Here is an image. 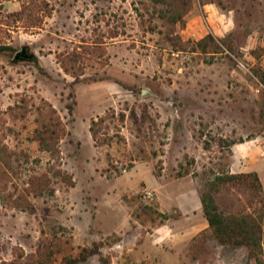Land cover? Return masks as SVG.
<instances>
[{
	"label": "rangeland",
	"instance_id": "374dc122",
	"mask_svg": "<svg viewBox=\"0 0 264 264\" xmlns=\"http://www.w3.org/2000/svg\"><path fill=\"white\" fill-rule=\"evenodd\" d=\"M21 1L0 0L11 47L0 52V263L48 241L54 264L82 249L79 264H245L243 247L209 240L205 263L188 247L207 228L200 196L214 174L256 172L264 198V86L253 74L264 72V0H45L53 11L40 27L6 28ZM207 34L223 53H200ZM23 47L34 61L14 59ZM73 50L67 74L57 56ZM44 103L65 128L53 158L33 141ZM109 109L94 141L91 121ZM34 175L46 184L29 196L34 211L13 208ZM245 197L224 201L234 211Z\"/></svg>",
	"mask_w": 264,
	"mask_h": 264
},
{
	"label": "trees",
	"instance_id": "16d2710c",
	"mask_svg": "<svg viewBox=\"0 0 264 264\" xmlns=\"http://www.w3.org/2000/svg\"><path fill=\"white\" fill-rule=\"evenodd\" d=\"M52 11L53 9L45 0H22L18 11L6 15L5 27L10 28L16 25L15 28L25 30L40 27L43 18L51 16ZM180 17L181 14H177L174 20L180 19ZM116 36L117 32H112L110 35L111 38ZM222 42L213 35L207 34L196 42V46L200 48L202 55L213 56L224 52ZM2 43L3 39L0 37V45ZM84 49L85 52L90 51L89 47ZM77 54L76 50H73L57 56V61L67 74L71 71L67 65L74 64L78 60ZM99 54L102 55V53ZM94 55L97 54L94 53ZM253 74L264 86L262 69H254ZM35 116L36 127L33 131V141L37 143L38 150L52 158L59 156V143L65 133L60 116L49 103L37 106ZM113 116L114 110L109 109L104 116L91 121L89 133L94 141L98 140V134L104 122ZM124 118L125 115L119 113V122L123 123ZM100 143H105V141L102 140ZM4 175L7 174L0 168V191L2 192L7 188ZM56 175L67 185H74L67 173L58 170ZM44 179L43 175H34L28 186L18 196H11L12 207L33 212L34 207L29 201V196L44 194L46 190ZM34 184H37L38 187L34 188ZM229 193H233L236 197L246 196L245 203L232 211L231 205H226L224 201V197ZM200 202L207 228L193 238L188 247V256L192 261L201 263L208 261L211 253L208 241L214 240L218 246L245 248L247 257L245 264H250L251 261L254 264H264V198L262 197V185L256 172L214 174L205 183ZM54 255L53 246L47 241L34 254L25 255L21 251L13 260L0 264H54ZM89 255L88 249H82L76 256L69 255L63 258L60 264H79L85 261ZM101 261L104 264H110L108 259H101Z\"/></svg>",
	"mask_w": 264,
	"mask_h": 264
},
{
	"label": "flooded vegetation",
	"instance_id": "af4514ba",
	"mask_svg": "<svg viewBox=\"0 0 264 264\" xmlns=\"http://www.w3.org/2000/svg\"><path fill=\"white\" fill-rule=\"evenodd\" d=\"M29 56H31V58H29ZM15 60H19V59H28V60H33L34 61V57L32 54L29 53V51L27 50V48L23 47L20 49V51L16 52V55L14 57Z\"/></svg>",
	"mask_w": 264,
	"mask_h": 264
},
{
	"label": "water",
	"instance_id": "95a60500",
	"mask_svg": "<svg viewBox=\"0 0 264 264\" xmlns=\"http://www.w3.org/2000/svg\"><path fill=\"white\" fill-rule=\"evenodd\" d=\"M7 50H11V47L8 45H0V52H4ZM29 58H31V56H29ZM142 94L145 95V91H142Z\"/></svg>",
	"mask_w": 264,
	"mask_h": 264
},
{
	"label": "built area",
	"instance_id": "2783aa9c",
	"mask_svg": "<svg viewBox=\"0 0 264 264\" xmlns=\"http://www.w3.org/2000/svg\"><path fill=\"white\" fill-rule=\"evenodd\" d=\"M144 196H145L146 199H149V198H151L152 194L148 193V192H145Z\"/></svg>",
	"mask_w": 264,
	"mask_h": 264
},
{
	"label": "crops",
	"instance_id": "0c3cea01",
	"mask_svg": "<svg viewBox=\"0 0 264 264\" xmlns=\"http://www.w3.org/2000/svg\"><path fill=\"white\" fill-rule=\"evenodd\" d=\"M205 228V227H204Z\"/></svg>",
	"mask_w": 264,
	"mask_h": 264
}]
</instances>
